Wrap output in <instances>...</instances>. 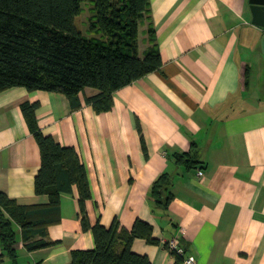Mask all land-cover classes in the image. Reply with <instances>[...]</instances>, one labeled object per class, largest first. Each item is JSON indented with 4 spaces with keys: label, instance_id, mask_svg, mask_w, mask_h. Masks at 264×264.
<instances>
[{
    "label": "crops",
    "instance_id": "crops-1",
    "mask_svg": "<svg viewBox=\"0 0 264 264\" xmlns=\"http://www.w3.org/2000/svg\"><path fill=\"white\" fill-rule=\"evenodd\" d=\"M251 20L249 0H149L137 53L152 27L161 65L115 90L106 111L86 102L92 87L76 107L59 92H0V191L19 204L48 202L34 191L40 151L21 112L36 103L39 129L86 166L91 224L151 223L159 244L137 238L131 249L152 264H173L165 247L173 236L196 264H264V27ZM182 154L194 163L176 162ZM163 172L173 197L153 209L150 186ZM77 194L75 186L61 194L60 221L47 228L53 245L27 251L16 225V260L0 264H68L72 250L93 248Z\"/></svg>",
    "mask_w": 264,
    "mask_h": 264
},
{
    "label": "trees",
    "instance_id": "trees-1",
    "mask_svg": "<svg viewBox=\"0 0 264 264\" xmlns=\"http://www.w3.org/2000/svg\"><path fill=\"white\" fill-rule=\"evenodd\" d=\"M83 1L0 0V92L13 87L59 92L76 107L78 94L92 87L97 93L87 97L86 102L96 111H106L112 105L115 90L160 67L161 55L152 27L148 29L150 45L144 56L137 53L138 24L149 0H91L90 36L74 24ZM36 106L23 102L21 112L40 151L34 191L46 195L48 202L19 204L0 191V261L5 256L16 260V225L27 251L53 245L47 239V228L60 221L61 194L75 186L81 227L92 232L94 247L72 250L68 264H152L147 255L131 249L137 238L159 244L151 223L137 218L128 230L117 218L109 227L99 220L89 222L86 203L91 198V189L86 166L73 147L61 145L39 129ZM136 128L140 133L138 122ZM141 143L146 151L142 138ZM175 159L188 160V165L194 163L184 154L176 155ZM171 177L163 172L151 184L149 200L153 209H167L173 197ZM180 243L184 254L165 243L174 257L173 264H182L186 254Z\"/></svg>",
    "mask_w": 264,
    "mask_h": 264
},
{
    "label": "rangeland",
    "instance_id": "rangeland-1",
    "mask_svg": "<svg viewBox=\"0 0 264 264\" xmlns=\"http://www.w3.org/2000/svg\"><path fill=\"white\" fill-rule=\"evenodd\" d=\"M92 6L91 0H84L82 3L81 13L75 17L74 24L75 26L86 36H90L89 33V15L91 13L90 8Z\"/></svg>",
    "mask_w": 264,
    "mask_h": 264
},
{
    "label": "water",
    "instance_id": "water-1",
    "mask_svg": "<svg viewBox=\"0 0 264 264\" xmlns=\"http://www.w3.org/2000/svg\"><path fill=\"white\" fill-rule=\"evenodd\" d=\"M252 23L264 27V0H249Z\"/></svg>",
    "mask_w": 264,
    "mask_h": 264
},
{
    "label": "built area",
    "instance_id": "built-area-1",
    "mask_svg": "<svg viewBox=\"0 0 264 264\" xmlns=\"http://www.w3.org/2000/svg\"><path fill=\"white\" fill-rule=\"evenodd\" d=\"M167 245L171 249H175L179 254H184L183 246L177 236H173L167 241ZM182 264H196L195 257L193 255L185 254Z\"/></svg>",
    "mask_w": 264,
    "mask_h": 264
}]
</instances>
